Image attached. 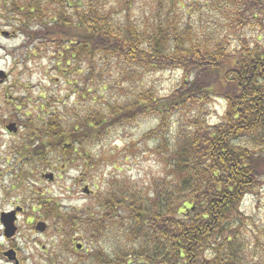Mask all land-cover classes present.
<instances>
[{"label": "trees", "instance_id": "trees-1", "mask_svg": "<svg viewBox=\"0 0 264 264\" xmlns=\"http://www.w3.org/2000/svg\"><path fill=\"white\" fill-rule=\"evenodd\" d=\"M21 2L40 5L31 14L30 5L20 10ZM8 3L1 7L3 16L11 10L30 19L22 25L29 57H39L47 44L54 49L48 58L52 71L67 78L72 96L85 101L96 91L88 100L94 106L71 128L56 111L54 120L43 113L50 123L37 130L56 139L64 132L57 140L65 135L66 148L78 140L81 159L92 170L98 160L89 145L104 142L119 123L139 117L157 123L149 136L160 141L156 153L164 155L158 178L146 187L116 180L88 218L65 213L66 236L81 231L94 244L89 259L77 264H252L243 203L264 187V46L238 34L264 23V0H210L215 16L198 25L178 14L182 0H170L173 6L159 7L160 16L146 27L117 21L104 0H12L13 8ZM130 6L126 1L125 9ZM32 23L37 29L28 28ZM113 63L117 69L108 70ZM165 70L181 72L180 79L159 96L146 77ZM108 90L119 97L107 100ZM215 99L226 110L211 123L209 104ZM113 232L110 252L97 250Z\"/></svg>", "mask_w": 264, "mask_h": 264}, {"label": "rangeland", "instance_id": "rangeland-1", "mask_svg": "<svg viewBox=\"0 0 264 264\" xmlns=\"http://www.w3.org/2000/svg\"><path fill=\"white\" fill-rule=\"evenodd\" d=\"M5 0H0V4ZM109 12H115L117 21L129 20L139 22L141 27H146L160 16L159 7L170 6V0H129L131 6L125 9V3L128 0H104ZM210 0H182L181 5L176 6L178 14L185 23L192 22L196 25L209 23L214 18L216 11L207 6ZM46 4V2H43ZM51 7L50 3L46 4ZM170 6V7H169ZM193 6L192 11L190 8ZM51 12H55V8ZM68 14L72 9H64ZM3 10L0 9V13ZM191 14V16H189ZM130 18V19H129ZM143 26H142V25ZM37 23H32L28 28L37 29ZM17 27V26H15ZM2 28H4L2 26ZM12 27L0 28L3 31L12 32ZM243 30V29H242ZM239 31L238 36L249 44L253 45L259 40V44L264 46V23L249 27L245 31ZM27 36L22 34L16 35L12 39L0 37V68L10 72L11 80L16 81L27 96H33L38 99L42 94L46 98L56 97L57 109L64 114V124L71 128L77 117H82L83 113L93 107L88 100L95 97L96 91L85 101L77 95L72 96L70 88L66 85L67 78L57 74L53 70V65L49 62V53L54 49L48 48L45 44L43 52L39 57H29L30 46L27 45ZM37 45L42 46L38 40ZM239 44L235 41L232 47ZM51 53V56H53ZM108 70H116L113 63ZM154 70V69H153ZM152 72V71H151ZM179 71L165 70L155 71L147 75V82L153 85L155 93L159 96L168 94L178 83L180 79ZM111 74L116 75L113 71ZM79 80V77L76 78ZM109 98L116 100L118 92L112 93L107 91ZM114 99L112 101H114ZM91 105V106H90ZM226 104L219 100H213L209 104L208 121L211 123L218 122L225 114ZM157 123L150 118L139 117L130 123H119L117 127L106 137L105 141L99 145H89V151L92 157L98 160L97 166H94L91 174L84 168H67L65 175V213H71L73 209L80 211V215L87 214L90 208H93L98 198L106 194L116 180L135 182L141 187H146L150 181L160 176L163 171L164 155L156 153L160 145L158 139H153L149 134L156 129ZM116 136V138H113ZM166 154V153H165ZM89 177H88V176ZM79 180V182H78ZM84 185H88L95 193L93 196L83 194ZM81 186V188H80ZM52 190V189H51ZM243 210L246 214L247 231L254 247L249 254L252 264H264V187L249 195L244 203ZM85 218H88V214ZM57 224V222H54ZM54 234L47 237H35L34 234L28 233L27 230L19 238V249L22 257H28V264H77L80 260L87 261L94 244L81 231H72L70 236H64L62 239H53ZM36 238L38 239L36 242ZM84 244L82 252L73 251L75 248L72 244L73 239ZM26 239V241H24ZM111 244V245H110ZM115 244L114 232L109 233V237L102 242L100 248L110 252V246ZM47 246V252H44L43 246ZM67 251H71L68 254ZM77 252V254H76ZM3 264V263H0Z\"/></svg>", "mask_w": 264, "mask_h": 264}, {"label": "flooded vegetation", "instance_id": "flooded-vegetation-1", "mask_svg": "<svg viewBox=\"0 0 264 264\" xmlns=\"http://www.w3.org/2000/svg\"><path fill=\"white\" fill-rule=\"evenodd\" d=\"M8 1L2 2L0 9ZM8 4L13 8L12 0ZM19 4L22 12L25 5H30L31 14L35 13L32 6L40 5L32 2ZM1 10L6 12V9ZM7 11L10 13L9 17L0 13V28L14 29L12 32H0V37L3 35L9 40L20 32L23 34L22 25L28 23L30 19L20 12ZM10 74L0 68V263L28 264L29 258L22 257L19 249V238L26 230L35 237L54 234L52 238L58 237L59 240L66 236L64 225L66 170L84 168L90 171L89 174L92 170H88L89 162L81 159L82 145L78 140L68 143L69 148H66L65 135L57 140L64 132L58 131L56 139L50 138L48 132L42 133L37 130L40 123L43 122L44 125L50 123V120H44L43 113L50 114V118L54 120L52 115L58 111L57 100L48 99L42 94L38 99L27 96L19 86L21 84L11 80ZM55 126L56 124L51 122V128L55 129ZM66 149L70 153L68 157ZM82 193L90 196L95 194L88 185H84ZM90 211L92 212V208L88 213H91ZM79 212L76 209L71 211ZM40 223L46 225L43 232L37 230ZM14 229L15 234L9 236ZM37 240L36 238V242ZM72 244L74 252L84 250V244L75 238ZM43 249L47 252L48 247L44 245ZM9 251L14 252L12 256L16 260L11 261L5 257L4 254Z\"/></svg>", "mask_w": 264, "mask_h": 264}, {"label": "water", "instance_id": "water-1", "mask_svg": "<svg viewBox=\"0 0 264 264\" xmlns=\"http://www.w3.org/2000/svg\"><path fill=\"white\" fill-rule=\"evenodd\" d=\"M45 228H46V225L44 223H40L37 227V230L43 232L45 230ZM14 234H15V229L12 231V233L9 234V236H13ZM4 255H5V257L9 258L11 261L16 260V258L12 256V255H14V252H12V251H9V252L5 253ZM17 264H19V263H17Z\"/></svg>", "mask_w": 264, "mask_h": 264}]
</instances>
